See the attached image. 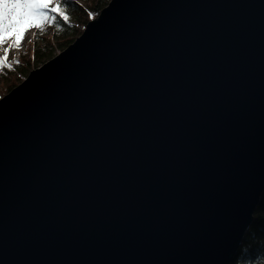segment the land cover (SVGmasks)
Returning <instances> with one entry per match:
<instances>
[{
    "label": "water",
    "instance_id": "1",
    "mask_svg": "<svg viewBox=\"0 0 264 264\" xmlns=\"http://www.w3.org/2000/svg\"><path fill=\"white\" fill-rule=\"evenodd\" d=\"M264 190V0H110L0 98V264H230Z\"/></svg>",
    "mask_w": 264,
    "mask_h": 264
},
{
    "label": "trees",
    "instance_id": "2",
    "mask_svg": "<svg viewBox=\"0 0 264 264\" xmlns=\"http://www.w3.org/2000/svg\"><path fill=\"white\" fill-rule=\"evenodd\" d=\"M109 1L87 0L88 4H82L76 0H62L69 17L68 21L65 22L58 18L56 23L44 25L42 29L45 35L41 43L36 45V47L34 45L33 50L17 55L9 64L13 68L15 67V69H20L22 72L27 73L29 65L38 66L47 59L52 58L58 50L64 49L80 34L81 28L79 26L82 27L88 20L96 18ZM50 28H53L54 33L49 36ZM12 67L0 69V77L5 78V80H10L11 78L13 80L12 85H15L21 79H17L11 73ZM253 213L252 223H250L249 228L245 232L242 243L239 245L240 247L230 264H264V190Z\"/></svg>",
    "mask_w": 264,
    "mask_h": 264
},
{
    "label": "snow or ice",
    "instance_id": "3",
    "mask_svg": "<svg viewBox=\"0 0 264 264\" xmlns=\"http://www.w3.org/2000/svg\"><path fill=\"white\" fill-rule=\"evenodd\" d=\"M58 18L69 19L62 0H0V46L8 45L0 56V68L12 67L9 52L21 47L30 29H42Z\"/></svg>",
    "mask_w": 264,
    "mask_h": 264
},
{
    "label": "rangeland",
    "instance_id": "4",
    "mask_svg": "<svg viewBox=\"0 0 264 264\" xmlns=\"http://www.w3.org/2000/svg\"><path fill=\"white\" fill-rule=\"evenodd\" d=\"M76 1L81 2L82 4H88L87 0H76ZM79 28H82V27L79 26ZM50 29H51V31L49 30L50 31L49 34H48L49 36H50V34L54 33L53 28H50ZM43 33H44L43 29H30L26 33V36H25V38L22 41L21 47L19 49H12L9 52L8 63H10V61L14 60L17 57V55H21L24 52H28L29 50H33L34 49V45H35V47H36V45H39L41 43V40L43 39V37L45 35ZM6 47H8L7 44L0 46V56H3L4 48H6ZM60 50H58L57 52H59ZM44 62H46V61H44ZM35 66L36 65H29L28 66V70L35 68ZM0 69H2V68H0ZM11 73H13L14 76L17 77V79L19 78L21 80L24 79V77L26 76V73L22 72L20 69H15V67L11 68ZM12 84H13V80H11V78H10V80H5V78H1L0 77V98L4 95V93H6V91L11 87ZM13 86L14 85H12V87Z\"/></svg>",
    "mask_w": 264,
    "mask_h": 264
}]
</instances>
